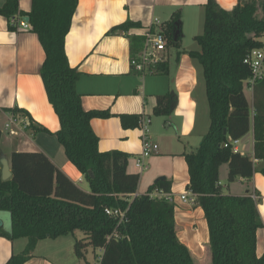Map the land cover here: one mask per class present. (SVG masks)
<instances>
[{
	"label": "trees",
	"instance_id": "trees-1",
	"mask_svg": "<svg viewBox=\"0 0 264 264\" xmlns=\"http://www.w3.org/2000/svg\"><path fill=\"white\" fill-rule=\"evenodd\" d=\"M77 3L31 0L28 12L19 10L18 0H6L0 6L8 29L16 30L12 18L25 16L38 37L44 51L40 77L59 122L54 136L89 188L85 191L76 185L41 151H12L11 175L3 179L0 154V211L9 214V227L1 225L0 236L10 241L26 239L22 251L11 254L4 264H23L39 240L75 230L85 238L74 241L78 258H84L87 245H91L103 250L100 264H195L191 251L177 237L173 202L152 195L155 191L169 193L171 181L159 178L144 194L135 195L139 174L127 170L128 153L98 148L91 120L106 118L110 112L82 107L81 94L76 90L80 72L70 65L65 50ZM179 21V15L173 13L161 27L167 44L175 47L181 37L180 32L174 37ZM137 25L126 20L110 32ZM263 37L264 0H237L230 9L216 0H206L203 31L195 36L200 50L188 51L201 65L209 126L196 149L183 153L189 175L186 189L203 211L210 264H264V254H256V232L262 222L254 197L231 194L219 180L223 163L228 167V182L250 178L257 169L252 158L233 151L229 143L251 128L253 158L264 161V79L253 86L251 108L244 93L250 75L244 57L252 49L264 47ZM152 69L159 74L168 72L167 64L160 61ZM174 98L173 92L157 95L153 114L170 115ZM119 118L123 128L139 126L138 114H120ZM29 125L32 130L49 132L31 120ZM1 134L0 129V139ZM258 169L264 174V165ZM106 209L120 210L123 216L120 219Z\"/></svg>",
	"mask_w": 264,
	"mask_h": 264
},
{
	"label": "crops",
	"instance_id": "crops-1",
	"mask_svg": "<svg viewBox=\"0 0 264 264\" xmlns=\"http://www.w3.org/2000/svg\"><path fill=\"white\" fill-rule=\"evenodd\" d=\"M5 1L0 0V6ZM216 1L221 7L228 9L237 2V0ZM205 3L206 0H78L70 30L65 38L68 61L80 72L76 90L81 94L82 107L86 110L110 112V116L106 118L91 120V127L98 137V148L101 151L120 150L128 153L129 156L133 154L136 160L141 146L140 127L139 130L123 128L119 115L138 114L140 118L145 117L149 115L150 109L153 111L157 95L176 92H173L176 95L172 113L181 117L180 128L174 125V136H169L167 141L165 140V145L160 151L157 142L158 151L153 154L158 156L160 154L162 160L150 159L152 161L147 168L151 169L147 177L148 184L162 175L171 181L169 194L174 205L177 237L189 248L194 259L199 260L200 257H208V230L196 197L186 189L189 175L183 155L184 152H189L185 150L187 143L184 138L192 132L196 121L195 70L192 65L185 62L186 58H184L172 79L174 86L172 88L170 82L165 79L156 82L151 80V77L145 76L160 75L158 72H153L152 66L150 71L141 72L136 70L130 61L138 57L144 48L146 28L152 25L153 30H157L166 22L159 21L157 15L168 17L177 9L181 10L182 17L184 12L197 15L199 11L197 9L204 10ZM18 7L22 12H28L31 0H18ZM155 19L159 24L155 23ZM126 20L137 22L138 25L126 31L110 32L112 27ZM179 24L180 29L181 21ZM43 59L44 51L37 35L30 29H8L6 17L0 14V129L2 131L0 154L9 164V155L14 150L41 151L79 186L84 176L68 160L54 136L59 129V122L47 99L40 77ZM251 106L252 99L250 108ZM10 109H19L26 113L20 111L15 113ZM11 117L17 121L15 124L10 123L6 128L5 124ZM30 120L35 126L44 127L49 132L41 129L32 130L29 125ZM248 134H251L250 138H247ZM149 137L153 140L150 135ZM174 139L179 147L178 151H176L177 146L172 144L171 140ZM238 148L246 155L248 154L244 153V150L250 149L251 155L248 156L253 159L257 169L250 178H235L230 185H227L226 190L234 195L251 194L254 197L262 222L256 232V254L261 256L264 254V174L258 168L264 165V161H255L253 158L252 128L239 138ZM162 161H165L166 165H163ZM169 161L171 164L167 166ZM133 164L135 166V161ZM219 174H221L220 168ZM141 178L139 174L138 183ZM183 193L187 198L193 196L194 202L183 201L180 198ZM138 194L141 193L137 189L135 195ZM2 222L5 228L9 227L8 221L7 224L5 221ZM68 235L70 234L39 240L32 256L23 264H93L88 259L87 252L84 258L75 255L74 241L72 238H67ZM25 243V238L10 241L0 236V264H4L11 254L22 251ZM95 249H93L94 255H96ZM102 251L100 248V254Z\"/></svg>",
	"mask_w": 264,
	"mask_h": 264
},
{
	"label": "rangeland",
	"instance_id": "rangeland-1",
	"mask_svg": "<svg viewBox=\"0 0 264 264\" xmlns=\"http://www.w3.org/2000/svg\"><path fill=\"white\" fill-rule=\"evenodd\" d=\"M184 10V9H183ZM199 10L197 15L196 13H186L184 12V15L182 17V14L180 15L179 9L173 10L170 15L161 17L157 15V17L160 19L159 21H168L173 13H177L179 15L180 21H181V28H180V40H179V46L175 47L174 45H169L166 42V47L164 50H162L158 55H157V61L164 62L168 66V72L166 74H160V75H150L147 74L145 75L146 77H151V80H155L156 82L162 81L163 79L167 80V82H170L171 87L173 88V77L176 75L177 69L179 67L180 62L185 59V62L188 63L189 65H192L193 69L195 70L196 73V79H197V86L195 89V96L197 99V107H196V121L194 122V128L192 129V132L187 135V138H184V141L186 144L185 150L188 151H194L199 144L201 137L204 133H206L208 126H209V114H208V103L206 99V94H205V86H204V79L202 75V69L201 65L199 64L198 60L188 54V51H199L200 50V45L195 39V36L199 35L203 31V21H204V10L200 11ZM164 11V10H162ZM182 13V12H181ZM164 15V14H163ZM167 18V19H166ZM166 19V20H165ZM184 20V22H183ZM264 40V37L262 38ZM181 52L178 54V52ZM185 51V52H182ZM186 54L185 56H183ZM151 67H148L147 70L150 71ZM173 90V89H172ZM176 93L175 91H171ZM244 93L245 96L248 99V102L250 104L251 97H252V92L251 90L247 89L246 87L244 88ZM176 95V94H175ZM149 116V123L147 124L148 126V134L151 136L153 139V142H158L159 144V151L164 147L165 145V140L170 137H173L175 134V128L176 127L180 128L181 124V117L178 115H175L174 113H171L170 115H154L151 109L149 110V115L145 116L146 118ZM144 117V116H143ZM168 122L170 124H168ZM136 129L139 130V126L136 127ZM251 134L247 135V138H250ZM164 138V139H163ZM175 138V137H174ZM169 141V140H168ZM173 141L172 144H175L177 146L176 151H178L179 147L175 143V139L171 140ZM141 149V146L139 147ZM175 150V149H174ZM244 153H247L248 155H251V151L248 148L244 150ZM162 155V154H161ZM134 155L131 154L128 156V170L129 171H134L138 172L140 174L141 180L138 183L137 189L139 193L144 194L147 191V188L150 184H148V177L147 174L149 170L151 169H145L141 171L140 169L136 168L134 166ZM157 156V157H156ZM160 156V154H159ZM158 155H149L145 157V163L149 167V163H151L152 160L157 159L162 160V157H159ZM154 157V158H153ZM166 157V156H164ZM168 157V156H167ZM133 158V159H131ZM152 160L150 161V159ZM163 165H166L165 161H162ZM170 161L167 163V166H169ZM171 164V163H170ZM227 171L228 167L226 163H223L220 167V173L219 174V179L220 182L223 185H230L231 182L227 181ZM188 173V171H187ZM163 176V175H162ZM159 177V176H158ZM156 179V178H155ZM154 179V180H155ZM153 183V182H152ZM79 187L82 188L83 190L88 191V183L85 178H82V181L79 182ZM226 189V188H224ZM0 216L4 219L5 223L7 224V221L9 222V214L6 211H0ZM83 233L79 230H75L73 234L68 235L67 238H72L73 241L76 239H82L85 241V238L83 237ZM86 252L88 254V259L92 261L94 264L96 260L98 259V256L100 254V248L95 249V254H93V248L91 245H87ZM101 257V256H100ZM201 260L198 258H195V264H210V257H200Z\"/></svg>",
	"mask_w": 264,
	"mask_h": 264
},
{
	"label": "built area",
	"instance_id": "built-area-1",
	"mask_svg": "<svg viewBox=\"0 0 264 264\" xmlns=\"http://www.w3.org/2000/svg\"><path fill=\"white\" fill-rule=\"evenodd\" d=\"M11 23L15 25L16 30H28L30 29V24L28 20H26L25 16H18L16 18L11 19ZM155 23L159 24L158 20L155 19ZM145 36V45L138 57L132 58L130 63L131 65L138 71L144 72L148 67H151L157 61V55L165 49L166 47V39L164 34L162 33L161 27L157 30H153V26L150 25L146 28L144 32ZM244 63H246L250 68V75L245 80V87L252 91L253 86L256 82L264 79V47L263 48H254L249 51L244 57ZM16 119L11 117L8 123L5 124V127H9L10 123L15 124ZM149 118L141 117L139 122V127L141 130V149L135 160V167L140 169L141 171L147 168L145 163V157L155 153L158 151V144L153 142L148 135V126ZM14 133V131H11ZM230 146L233 151L241 152L238 148L239 139L230 140ZM229 143H226L229 144ZM255 161L257 159H254ZM153 196L157 197H165L169 201H172L171 195L169 193H164L161 191H156ZM180 198L183 201L189 200L190 202H194V197L187 198L186 194H181ZM106 213L112 214L115 216H119L120 219L123 216V212L120 210H111L106 209ZM94 264H100V256L96 260Z\"/></svg>",
	"mask_w": 264,
	"mask_h": 264
},
{
	"label": "water",
	"instance_id": "water-1",
	"mask_svg": "<svg viewBox=\"0 0 264 264\" xmlns=\"http://www.w3.org/2000/svg\"><path fill=\"white\" fill-rule=\"evenodd\" d=\"M26 20H28V17H26ZM179 22H176L175 23V27H174V37L176 38L180 29H179ZM224 133H226V130L224 129ZM1 164H2V167H1V175H2V178L3 179H7L10 177L11 175V172H10V168H9V164L6 160V158H4L3 156H1ZM163 179L164 176H160L158 177L157 179ZM156 179V180H157ZM3 224L2 220H0V226Z\"/></svg>",
	"mask_w": 264,
	"mask_h": 264
}]
</instances>
